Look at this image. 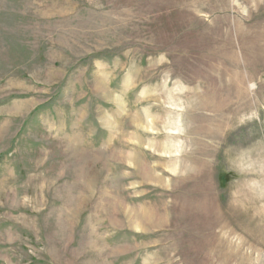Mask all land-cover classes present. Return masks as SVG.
Here are the masks:
<instances>
[{"label":"rangeland","instance_id":"1","mask_svg":"<svg viewBox=\"0 0 264 264\" xmlns=\"http://www.w3.org/2000/svg\"><path fill=\"white\" fill-rule=\"evenodd\" d=\"M0 264H264V0H0Z\"/></svg>","mask_w":264,"mask_h":264},{"label":"bare ground","instance_id":"2","mask_svg":"<svg viewBox=\"0 0 264 264\" xmlns=\"http://www.w3.org/2000/svg\"><path fill=\"white\" fill-rule=\"evenodd\" d=\"M190 132V131H189Z\"/></svg>","mask_w":264,"mask_h":264}]
</instances>
